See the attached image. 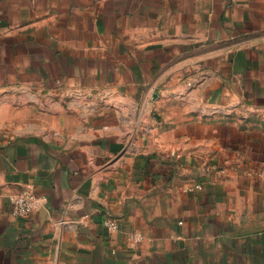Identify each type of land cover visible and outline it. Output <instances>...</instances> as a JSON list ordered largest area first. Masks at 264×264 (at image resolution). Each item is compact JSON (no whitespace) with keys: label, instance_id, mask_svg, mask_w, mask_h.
Masks as SVG:
<instances>
[{"label":"crops","instance_id":"0c3cea01","mask_svg":"<svg viewBox=\"0 0 264 264\" xmlns=\"http://www.w3.org/2000/svg\"><path fill=\"white\" fill-rule=\"evenodd\" d=\"M255 114L264 0H0V264H264Z\"/></svg>","mask_w":264,"mask_h":264},{"label":"built area","instance_id":"2783aa9c","mask_svg":"<svg viewBox=\"0 0 264 264\" xmlns=\"http://www.w3.org/2000/svg\"><path fill=\"white\" fill-rule=\"evenodd\" d=\"M196 187H200V185L197 184ZM38 202L39 198L32 189H24L13 199V212L18 217H26L36 208ZM104 226L109 231H116L118 229V222L110 218L104 222ZM132 239L137 241L141 239V236L137 234L132 235Z\"/></svg>","mask_w":264,"mask_h":264},{"label":"rangeland","instance_id":"374dc122","mask_svg":"<svg viewBox=\"0 0 264 264\" xmlns=\"http://www.w3.org/2000/svg\"><path fill=\"white\" fill-rule=\"evenodd\" d=\"M252 119L257 124H263L264 123V116L263 115L255 114Z\"/></svg>","mask_w":264,"mask_h":264}]
</instances>
